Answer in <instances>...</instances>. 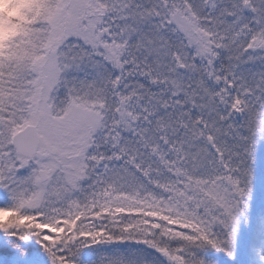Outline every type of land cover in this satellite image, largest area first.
<instances>
[{"label":"snow or ice","instance_id":"1","mask_svg":"<svg viewBox=\"0 0 264 264\" xmlns=\"http://www.w3.org/2000/svg\"><path fill=\"white\" fill-rule=\"evenodd\" d=\"M4 2L23 6L0 14V264L234 261L264 0ZM255 247L264 264V227Z\"/></svg>","mask_w":264,"mask_h":264},{"label":"rangeland","instance_id":"2","mask_svg":"<svg viewBox=\"0 0 264 264\" xmlns=\"http://www.w3.org/2000/svg\"><path fill=\"white\" fill-rule=\"evenodd\" d=\"M250 225H254L250 227ZM264 227V148L258 154L257 165H256V180H255V191L251 207V216L249 222L242 224L240 236L237 243V256L234 261L228 260L223 254L211 253L214 258L219 261H224L225 264H252L250 259L248 247H249V236L253 234L255 239L259 235L260 229ZM261 254L260 249L253 255L259 256ZM89 256L96 255V253H89Z\"/></svg>","mask_w":264,"mask_h":264},{"label":"clouds","instance_id":"3","mask_svg":"<svg viewBox=\"0 0 264 264\" xmlns=\"http://www.w3.org/2000/svg\"><path fill=\"white\" fill-rule=\"evenodd\" d=\"M23 5H10L6 2L0 3V14H5V16H11L16 14L19 11V8ZM13 29L10 27L7 19L5 18L0 22V40L6 38Z\"/></svg>","mask_w":264,"mask_h":264},{"label":"trees","instance_id":"4","mask_svg":"<svg viewBox=\"0 0 264 264\" xmlns=\"http://www.w3.org/2000/svg\"><path fill=\"white\" fill-rule=\"evenodd\" d=\"M255 244H256V239L253 234H250L248 252L250 253L249 256L252 261L254 260L253 255L256 254L258 251V248L255 247Z\"/></svg>","mask_w":264,"mask_h":264}]
</instances>
